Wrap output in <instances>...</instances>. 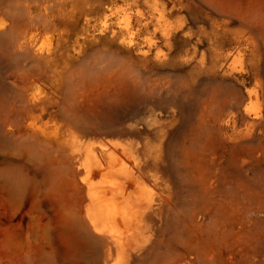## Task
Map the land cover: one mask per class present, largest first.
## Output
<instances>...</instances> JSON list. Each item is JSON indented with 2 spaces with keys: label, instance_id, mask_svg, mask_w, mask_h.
I'll return each mask as SVG.
<instances>
[{
  "label": "rangeland",
  "instance_id": "1",
  "mask_svg": "<svg viewBox=\"0 0 264 264\" xmlns=\"http://www.w3.org/2000/svg\"><path fill=\"white\" fill-rule=\"evenodd\" d=\"M0 264H264V0H0Z\"/></svg>",
  "mask_w": 264,
  "mask_h": 264
},
{
  "label": "bare ground",
  "instance_id": "2",
  "mask_svg": "<svg viewBox=\"0 0 264 264\" xmlns=\"http://www.w3.org/2000/svg\"><path fill=\"white\" fill-rule=\"evenodd\" d=\"M107 217V216H106Z\"/></svg>",
  "mask_w": 264,
  "mask_h": 264
}]
</instances>
